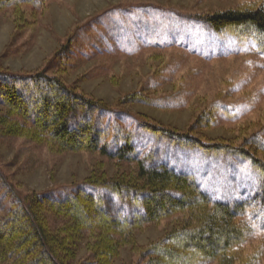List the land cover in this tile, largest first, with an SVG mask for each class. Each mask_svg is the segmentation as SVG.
Wrapping results in <instances>:
<instances>
[{"label": "rangeland", "instance_id": "rangeland-1", "mask_svg": "<svg viewBox=\"0 0 264 264\" xmlns=\"http://www.w3.org/2000/svg\"><path fill=\"white\" fill-rule=\"evenodd\" d=\"M257 1L47 0L41 7L24 6L23 29L16 28L13 11L4 9L0 12V69L38 72L69 44L67 61L52 64L51 74L109 106L113 114L108 121H118L132 132L138 160L192 175L215 200L245 201L260 188L261 178L250 161L185 147L143 125L185 134L202 114L206 113L207 121L212 109L215 121L192 136L235 146L244 145L246 138L257 141V135L264 141V55L252 41L219 35L198 19ZM137 93L147 98V105L123 102ZM123 113L131 121L117 120ZM258 158L264 161V153ZM101 162L111 178L117 171L136 169L130 164L116 167L115 160L96 152H54L44 144L0 133V222L18 197L38 194L62 199L80 189L104 198V209L116 218L141 212L129 200L87 183ZM172 220L136 229V246L122 247L113 264H142L139 250L161 239ZM48 221L53 229L63 222L54 214H48ZM262 249L264 238L259 232L244 245L248 255ZM88 257L83 244L74 264ZM258 264H264V251Z\"/></svg>", "mask_w": 264, "mask_h": 264}, {"label": "trees", "instance_id": "trees-1", "mask_svg": "<svg viewBox=\"0 0 264 264\" xmlns=\"http://www.w3.org/2000/svg\"><path fill=\"white\" fill-rule=\"evenodd\" d=\"M46 1L0 0V12L12 10L16 28L23 29L24 6L41 7ZM198 19L219 35L252 41L264 55V0ZM69 51L70 45L64 44L49 65L35 73L0 69V133L44 144L54 152H96L115 160L119 168L134 165L136 169L117 171L111 178L101 162L87 183L106 188L142 211L116 218L104 209V198L82 189L62 199L38 194L18 197L0 222V264H74L83 244L89 257L78 264H113L122 247L136 246V229L171 218L165 235L139 250L142 264H203L215 260L218 264H258L264 250L248 255L244 245L257 232L264 238V161L258 158L264 153V141L257 135V141L246 138L244 145L235 146L225 141L202 142L197 134L192 136L215 121L212 109L207 121L206 113L202 114L185 134L143 125L159 137L160 133L173 137L185 147L250 161L261 178L259 193L233 204L215 200L192 175L138 160L132 132L119 126L118 121H108L113 114L109 106L68 85L62 76L51 74L49 67L56 61H67ZM144 97L137 93L122 100L147 105ZM118 119L131 121V116L123 113ZM48 214H54L62 224L53 229Z\"/></svg>", "mask_w": 264, "mask_h": 264}]
</instances>
